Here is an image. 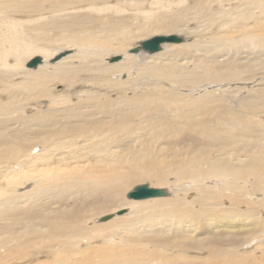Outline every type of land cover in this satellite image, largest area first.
Masks as SVG:
<instances>
[{
    "label": "bare ground",
    "instance_id": "obj_1",
    "mask_svg": "<svg viewBox=\"0 0 264 264\" xmlns=\"http://www.w3.org/2000/svg\"><path fill=\"white\" fill-rule=\"evenodd\" d=\"M42 1L51 3L49 10L57 14L56 25H51L60 30L49 50L26 42L25 33L17 31L21 22L8 19L12 12L26 16L41 10ZM114 1L86 0L90 8L79 11L83 0H0V15L5 16L0 26H8L7 33L0 32V210H6L0 218L7 213L10 231L26 227L24 232L34 234L30 241L36 246L40 237H61L65 247L71 248L73 238L114 232L105 235L115 243L104 253L102 264H152L167 259L165 252H187L202 243L220 249L217 264L240 263L235 257L241 243H264L260 240L264 225L256 221L260 209L250 208L257 203L249 206L247 199L249 188L256 191L264 180V143L257 140L259 132H264L250 125L256 139L245 143L238 137L222 146L216 162L211 161L214 155L208 144L198 137H177L186 134L183 128L182 132L172 129L168 142L162 141L169 126L180 120L195 125L206 113L217 114V122L228 129L225 116L220 115L225 101L214 93L199 95L203 107L192 112L194 117L179 113L175 118L176 111L184 109L180 105L196 102L187 96L190 93L197 95L209 85L240 92L244 88L237 85L264 80V0H168L174 10L165 13L146 11L160 0H116L113 5ZM104 11L111 13L101 16ZM148 33H179L194 42H185L184 37L181 44L166 43L170 52L160 54L162 45L160 52L147 54L141 50L144 41H137ZM133 46L139 51L128 53ZM68 48L78 52L60 56ZM35 54L43 56L42 64L27 69ZM117 55H123V60L119 56L115 61ZM10 57L14 65L8 63ZM123 74L127 79H119ZM57 83L66 85L65 92L52 91ZM43 100L51 101L49 108L41 107ZM157 102L173 109V118L158 128L142 129L149 119L164 117L151 108ZM208 129L202 137L210 142L212 129ZM188 140L194 148L186 159L185 147L179 144ZM233 146L237 152H230ZM230 178L234 183L226 192H218L224 191V182ZM145 179L155 180L160 187L168 185V197L129 199L127 194L135 188L129 187ZM190 183L201 186L195 188L201 198L190 199L191 191L180 192ZM22 187L26 190L19 192ZM171 189L179 191L180 197L171 196ZM244 203L248 209L241 208ZM133 205L137 206L132 210ZM121 208L131 211L115 213L109 222L100 220L108 215L105 212ZM206 225L214 230L205 238ZM223 241L235 254L218 247ZM10 249L0 253L1 262H13ZM22 251L17 254L20 258L29 256L25 248ZM257 252L264 249H254L248 260L243 256L244 263L253 259L258 264ZM185 257L179 254L165 264H189L192 259L188 262ZM36 263L79 264L42 252L31 261Z\"/></svg>",
    "mask_w": 264,
    "mask_h": 264
},
{
    "label": "rangeland",
    "instance_id": "obj_2",
    "mask_svg": "<svg viewBox=\"0 0 264 264\" xmlns=\"http://www.w3.org/2000/svg\"><path fill=\"white\" fill-rule=\"evenodd\" d=\"M11 1L18 2V1H23V0H11ZM167 1L168 0H160L159 4L155 3L152 7H149V5H148V7H146V11L149 10L148 13H153V12H155V13L172 12L174 10L173 9V5L170 2H167ZM42 3H43L42 4L43 7L41 6L40 7L41 10H39V11H34V13H31V14L26 15V16L23 15V14H20V13L16 14L15 12H12V13H10L12 16H10L8 19H13V20H15L17 22L18 21L21 22V25L20 24L18 25V27H20L21 29L19 30V28H17V31L18 32L21 31L22 33L23 32L25 33V34L24 33L23 34L26 36V42L29 41L28 43H30V44H32L34 42L38 47L42 46V45H45L46 50H49L48 49L49 47L51 49L53 47L52 43L56 39L58 40V38L60 37L59 36L60 35V30L52 28L51 24H55L56 25V19L55 18L57 16V14L55 12L52 13V11L49 10V6H51V3L48 2V1H42ZM85 3H86V0H83V3L81 5V9H79V11H82V10L85 11L86 8H90L89 4H85ZM114 3L115 4H113V5H116V3H117L116 0L114 1ZM165 3H166V6L164 7ZM147 4H148V2H147ZM158 5L160 6V8H159ZM44 6H46V7H44ZM48 11H50L51 13H49ZM44 12H47L46 15H45ZM106 13H111V12H107V11L105 12L104 11V12L101 13V16H103ZM74 14L75 13H72V15H74ZM3 18H5V16L3 14L0 15V21H2ZM97 18H99V17H97ZM49 25H50V27H49ZM43 26H46L47 28L44 29V30H41L38 33L37 29L40 28V27L42 28ZM49 28H50V30H48ZM7 29H8V26H5L3 24H2V26H0V32L1 33L4 32L5 30L7 31ZM22 29H23V31H22ZM34 31H36L35 34H34ZM43 33H44V35H43ZM170 34L179 35V36H181V38L183 37V39L185 37L184 35H180L179 33H170ZM170 34H167V33H153V34H149V36L143 35L142 37H140L138 39L137 43L142 42V41H147L150 38H153V37L158 36V35L165 36V35H170ZM31 35H33V36L31 37ZM45 36H47V37H45ZM47 39H50L49 42H48ZM51 40H52V42H50ZM30 41H33V42L31 43ZM36 41H37V43H36ZM43 41H45V42H43ZM185 42L192 43V42H194V39H190L189 40L188 38H186ZM38 43H39V45H38ZM54 45L56 47V44H54ZM133 48H134V46L129 49L128 53ZM61 49H64V48H60V50ZM163 49H164V51L161 52L160 54H162V53H164L166 51H169V52L171 51V49H167V44L163 45ZM66 50H67V52H65L64 54H62L60 56H63V55L67 56L68 54L69 55L70 54H76L78 52V51H76L75 49H72V48L71 49L68 48ZM66 50H64V51H66ZM39 54H41V53H39ZM136 55H139V54H136ZM34 56H36V54ZM119 56H121L122 57L121 59L123 60V58H124L123 55H117L114 58L117 59V57H119ZM133 56H135V55L133 54ZM143 56H145V55H142V57ZM146 56H148V55H146ZM146 58L147 57H145L144 59H146ZM12 60H13V58L10 57L9 60H8V63L10 62V64L14 65V61L12 62ZM125 60H127V59H125ZM141 61L144 62L143 59ZM141 61L139 62L138 65H140L142 63ZM32 73H34V72H32ZM127 77H128L127 74H123L122 76H120L119 79L124 80V79H127ZM20 80H22V78L16 80V82H20ZM237 87H238V89H242V88H244V89L241 90L240 92H236L235 91V92H232V93H230L229 90H226L224 88L221 89L220 86H216V85L215 86L209 85L207 88H205L203 90L199 89V92H198L197 95H196V92H192V93H190V95H187L191 99H194L196 102H194L192 105H188V104L180 105V106L184 105L182 107L184 109L181 110V111L177 110L176 113H175V116H176L175 118H179V115H180L179 113H181V114H183L185 116L189 115V118L194 117V114L192 112L196 113L198 109L203 107V102L202 101H200V102L198 101L199 95H201L203 93H214L216 95V97H218L219 99L225 101L226 107H225V109L221 110L220 115H222V116L224 115L225 116V118H226V122L225 123L229 126L228 129H224L223 124H219L217 122V119H218L217 114L213 115V114H207L206 113V114L201 115V118L199 120L194 121V122H196L195 125L193 124V122L187 125L184 120H182V121L180 120L178 125L169 126L165 130L166 132H165V135H164L162 143L168 142V139H167L168 133L172 129L179 128V130H180V128H183L184 130L187 131L186 134H183V135L180 134L177 137L180 138V139L192 138V136L198 137L199 139H201V141L203 143H207L208 144L207 145L208 149L210 148L209 152L214 155V158H212L211 161L212 162H216L215 160L218 157L216 155L219 153V151L222 152L221 151L222 150V146H226V144H229L230 142L233 143L236 140V138H238V137H243L245 139V143H246V140L250 141L252 139V137H255L254 132L252 131L251 128H249L250 125H253V126L257 127L260 131L264 132V90H263V88H264V80H259L258 82L257 81L256 82H249L248 85H244L242 83V84L237 85ZM1 88L2 87H0V91H1ZM65 88H66L65 84L60 83L58 85V83H57L52 88V91L55 89L54 90L55 93L61 94V93L65 92V90H66ZM150 92H148V93H150ZM184 92H187V94H189L188 91H184ZM179 93L183 94L182 91L179 92ZM182 98H183V96H182ZM44 102H46L45 105H44ZM41 104H42V106H41L42 108L47 109V108H49V106L51 104V101L43 100V102H41ZM151 108L157 114L164 115V117L155 116L154 118L149 119L145 123V125L142 127V129H144V130H148L151 127L158 128L160 123H161V126H163L164 123H167L166 122L167 119L173 118L172 115H174V110L169 108V107H166L162 102H157V103L152 104ZM163 109H165V112H158L159 110H163ZM27 110H31L30 113H36L35 108H32V109L29 108ZM39 110H42V109H39ZM4 117H5V115L1 114V119L4 120ZM12 117H14V114H13ZM210 127H211L212 130L210 129L211 130V137H210L211 140L209 142V141L203 140L202 133L207 131V130H209L208 128H210ZM2 130H3V127H2ZM2 130H0V139H3ZM180 132H182V130H180ZM182 136L183 137L185 136V137L183 138ZM215 138H216V140H215ZM255 139H256V137H255ZM220 140H222V142ZM257 140H258L259 144L264 143V133L261 134L259 132V137L257 138ZM179 146H182L183 148L185 147L184 148L185 154H182V155L183 156L186 155V159H188L189 155L191 154V152H192V150L194 148L193 142L188 140L187 142L185 141L184 143L179 144ZM232 151H236L234 146L230 149V152H232ZM239 158L242 159L243 157L240 156ZM171 180L174 181V179H170V181ZM233 183H234L233 178H230L226 182H224V185H223L224 188H225L224 191H221V189H218L217 191L218 192H226L227 187L230 186ZM143 184H151L154 187H160L158 185H155V180L145 179L143 181L136 182L135 184L131 185L129 187V190H131L133 187H136V185H143ZM173 185H174V183H173ZM176 186L179 187V185H176ZM199 187H201L199 184L190 183V184H188V187H185L184 189L180 190V192H182V193H186L187 192V194H188L191 191L190 195H187L190 199L201 198L203 195H201L200 191L195 190V188H199ZM160 188H163L164 190H166L168 192L167 189H169L170 187L167 185L165 187H160ZM25 190H26L25 187H22L19 190V192H23ZM249 190L252 191L251 194H250V192H248L250 195L247 196V199L248 200L250 199L249 201L251 202V203H249V206H251V204H253V203H257L256 206L252 205L250 208H252L254 210H257V209L261 210V211L257 210L260 214L258 216L259 219L257 218L256 221L260 222V223H262V225H264V221H263L264 220V217H263L264 216V209H263L264 208V201H263L264 200V180L257 187L256 191L255 190L253 191L252 188H249ZM253 192H254V194H252ZM171 193H172L171 196L180 197L179 191L172 190ZM252 195H254L255 197H252ZM252 198H254V199H252ZM255 201H259V202H255ZM136 206L137 205H133L132 210L135 209ZM225 206L227 208H230V206L228 204L225 205ZM249 206H248L247 203H244V206H242L241 208L243 210H245V208H247ZM5 211L6 210L4 208H2L0 210V213L5 212ZM121 211L124 213L122 215H126V214H128L131 211V209H129V208H121V210H119L117 212H115L114 210H110V211L105 212L104 215L108 214V215H111V216L114 217V215H116L115 213H119ZM246 212L248 213V210H246ZM108 215H106V216H108ZM116 217H119V216H116ZM5 219H8L7 213L5 214L4 219L0 218V253H2L5 250V248H7L9 246V249L12 248L14 250V254L12 256H10V259H12L13 262L10 263L9 261H7L5 263L4 260H3V262H1V260H0V264H31L32 260L35 261V258L37 256L39 257V253L40 252H42L44 254H48V256H51V257H52V255H55V258H60V259L62 257H69L72 261H75L76 263H79V264H102L101 263V259L103 258L104 253L106 252V250L108 249V247H110V245L112 243H115L114 239L113 240H109V239H107L105 237V235H107V234L110 235V234L114 233V232L110 231V232H108V233L106 232L104 234L100 233V232H93L92 234L89 235V237H86V238H73L72 241H71V248L70 247H65L64 239L61 238V237H56V239H53V240L42 239L40 237V239H41L40 240V244L38 246H36L33 242L30 241L34 234L29 232V230L24 232L26 227H23V229H21V230H17V232L10 231V230H8V227H7L8 224L6 223ZM113 219H115V218H113ZM112 220H110V221H112ZM8 223H9V221H8ZM90 225H93V224H90ZM205 227H206V233H204L202 236L206 238V237L210 236V234H212V231L214 229L212 227L208 226V225H206ZM258 231H260V230H258ZM36 232L40 233V231H36ZM262 234H263V237H264V232H261V237H262ZM261 237H260V240L264 241V238H261ZM253 242H256L255 246H254ZM253 242H252V244L250 243V244H246V245H244V243H241L242 247H241V249L239 251L240 253H238L236 255V257H235V258L240 259V263H237V264H253V262H255L253 259L252 260L250 259L248 263H244L246 260L243 257V256L247 255L246 259L248 260V258H250V256L252 255L251 252H253L254 249H258L260 251L264 249V243L263 242H257V240H255V241L253 240ZM223 243H225L224 244L225 246H223ZM223 243H219L218 247H220V248L224 247L223 249H224V251L226 253L229 250H230L229 252H231V253L234 252L233 251L234 249L233 250L230 249L231 245L226 244V243H228V241L227 242L223 241ZM200 245L197 248H194V250L193 249L192 250L188 249L187 252H183V251L182 252H180V251H175L174 252L173 250H171V252H165L164 254L166 256H168L167 259L164 258V260H162V261H156V262L153 261L152 264H165L166 260L170 261L171 258L177 257L179 254H182L184 257L186 256L185 259L188 262L191 261L189 259H192V261L189 262V264H200V263H202V264L203 263L204 264H210L209 261H211V262L214 261L212 263H214V264L216 263L217 264V261H216L215 257H217V253H218L217 250H219V252H220V249H218V248H217V250H216V248L212 249V247L209 246L207 243H204V244L202 243ZM228 246H229V248H228ZM203 247L205 249H202ZM209 247H210V250H209ZM259 247H261V248H259ZM24 248L26 249V251H27L29 256L23 259V258H20L17 254L19 252H23L22 249H24ZM200 248H201V250H200ZM248 248H251V249L253 248V250L251 252H249L251 249H248ZM193 251L194 252L196 251V252L194 253ZM244 252H245V254H244ZM213 253H214V255H212ZM231 253L229 255H231ZM233 254H235V252ZM248 254H249V256H248ZM239 255L242 256V257H239ZM256 255L257 256L259 255L258 264L259 263L260 264H264V258H263L264 257V253L260 254L259 252H257ZM213 256H214L215 259L213 258ZM0 259H1V256H0ZM199 260H201V261L198 262ZM260 260L261 261L263 260V261L261 262ZM193 261H194V263H193ZM36 264H38V263H36ZM233 264H236V263H233Z\"/></svg>",
    "mask_w": 264,
    "mask_h": 264
},
{
    "label": "water",
    "instance_id": "obj_3",
    "mask_svg": "<svg viewBox=\"0 0 264 264\" xmlns=\"http://www.w3.org/2000/svg\"><path fill=\"white\" fill-rule=\"evenodd\" d=\"M183 37H179L176 35H169L165 37H154L152 39H149L148 41H144L141 44V50H144L147 54H154L157 52H160L162 49V45L166 43H172V44H181L183 42ZM138 49H133L132 52H137ZM119 58L115 59L117 61ZM53 61H56V59H53ZM43 58L41 56H36V58L32 59L26 64L27 69H36V67L40 64H42ZM127 197L131 200H149L153 198H166L168 197V192L164 189H158V188H151L149 184H143V185H137L133 191L129 192L127 194ZM119 212L118 214H121ZM113 218V216H105L101 218L100 220L102 222L108 221L109 219Z\"/></svg>",
    "mask_w": 264,
    "mask_h": 264
}]
</instances>
